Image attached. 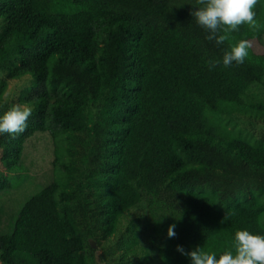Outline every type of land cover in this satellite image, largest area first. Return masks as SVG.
<instances>
[{
	"label": "trees",
	"instance_id": "1",
	"mask_svg": "<svg viewBox=\"0 0 264 264\" xmlns=\"http://www.w3.org/2000/svg\"><path fill=\"white\" fill-rule=\"evenodd\" d=\"M196 0H0V113L32 109L0 134L16 167L35 131L53 143L50 179L1 226L0 264H98L88 238H114L116 264H152L127 212L142 204L156 264L217 257L237 230L264 235V0L217 46L190 15ZM251 43L242 64L223 52ZM218 61L209 70L207 61ZM31 81L11 101L9 81ZM11 185L0 170V190ZM125 219H128L126 223ZM175 224V237L167 235Z\"/></svg>",
	"mask_w": 264,
	"mask_h": 264
},
{
	"label": "clouds",
	"instance_id": "2",
	"mask_svg": "<svg viewBox=\"0 0 264 264\" xmlns=\"http://www.w3.org/2000/svg\"><path fill=\"white\" fill-rule=\"evenodd\" d=\"M258 2L259 0H196L197 6L193 7L190 15L201 28L207 30L206 39L220 46L229 41L231 33L238 31L242 25H247L253 31L260 30L261 24L254 11ZM251 46L247 39L229 44L223 52V65L228 67L233 63L242 64L249 56ZM217 63L215 60L207 61L209 70ZM31 114L30 107L19 104L0 113V134L15 136L23 133ZM167 235L175 237V224L168 226ZM177 251L189 257L191 264H264V235L237 230L231 250L224 251L218 257L201 247L185 252L182 246L177 245Z\"/></svg>",
	"mask_w": 264,
	"mask_h": 264
},
{
	"label": "rangeland",
	"instance_id": "3",
	"mask_svg": "<svg viewBox=\"0 0 264 264\" xmlns=\"http://www.w3.org/2000/svg\"><path fill=\"white\" fill-rule=\"evenodd\" d=\"M260 50L264 47L258 46ZM31 81L30 76L9 81L6 98L11 101L19 91ZM53 160V143L48 132L35 131L23 142L21 160L12 169H5L0 161V170H3L10 177L11 185L6 190H0V213L1 226L6 230L11 222V216L15 213L22 202L33 192L37 191L50 179V172ZM126 218L136 222L140 229L141 243L147 247L152 264L157 262L156 233L152 230L151 223L147 216L145 207L140 204L132 207L126 214ZM128 219H125L126 223ZM89 255L97 260L98 264H116L122 260V254L117 248L116 240L112 237L104 238L98 234L95 238H88ZM91 261V264H94ZM126 259L121 263H125Z\"/></svg>",
	"mask_w": 264,
	"mask_h": 264
}]
</instances>
